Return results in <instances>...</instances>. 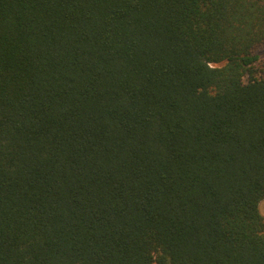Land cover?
<instances>
[{"label":"trees","instance_id":"trees-1","mask_svg":"<svg viewBox=\"0 0 264 264\" xmlns=\"http://www.w3.org/2000/svg\"><path fill=\"white\" fill-rule=\"evenodd\" d=\"M264 0H0V264H264Z\"/></svg>","mask_w":264,"mask_h":264},{"label":"rangeland","instance_id":"rangeland-1","mask_svg":"<svg viewBox=\"0 0 264 264\" xmlns=\"http://www.w3.org/2000/svg\"><path fill=\"white\" fill-rule=\"evenodd\" d=\"M259 51L261 53L264 52V47L259 48ZM258 68H259L258 69L259 70V75L264 77V54H263V57H262L261 61L258 64ZM260 211H261L262 215L264 216V200H262L260 202Z\"/></svg>","mask_w":264,"mask_h":264}]
</instances>
